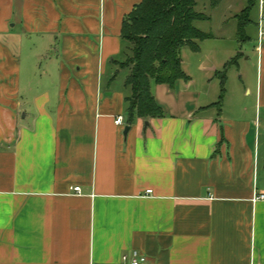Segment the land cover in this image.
Returning a JSON list of instances; mask_svg holds the SVG:
<instances>
[{"label":"crops","instance_id":"crops-1","mask_svg":"<svg viewBox=\"0 0 264 264\" xmlns=\"http://www.w3.org/2000/svg\"><path fill=\"white\" fill-rule=\"evenodd\" d=\"M142 1L0 0V264H119L132 250L147 264H264L261 0L242 36L232 12L248 0H197L232 14L211 29L235 46L227 58H259L220 110L214 92L157 86L164 117L125 136L130 90L111 83Z\"/></svg>","mask_w":264,"mask_h":264},{"label":"trees","instance_id":"trees-1","mask_svg":"<svg viewBox=\"0 0 264 264\" xmlns=\"http://www.w3.org/2000/svg\"><path fill=\"white\" fill-rule=\"evenodd\" d=\"M256 3L257 0H248V7L238 16L241 36L250 23L249 15L255 10ZM196 5L197 0H143L124 17L121 37L128 50L125 59L114 65L116 76L120 71L128 72L125 86L130 95L125 102L129 126L138 119L164 117V110L153 95V84L174 89L178 81H188L183 70L182 49L189 47L193 52H199L198 44L214 37L196 27L197 22L209 20L196 11ZM222 78L220 100L215 105L219 110L225 95V73Z\"/></svg>","mask_w":264,"mask_h":264},{"label":"rangeland","instance_id":"rangeland-1","mask_svg":"<svg viewBox=\"0 0 264 264\" xmlns=\"http://www.w3.org/2000/svg\"><path fill=\"white\" fill-rule=\"evenodd\" d=\"M205 1L207 3L208 0ZM219 2L212 0L213 6ZM226 9L228 8H196L197 12L202 13L209 18V21L197 22L196 27L205 33H211V29L214 31L218 27V24L223 22V18L226 16L228 17L224 20V23L227 24L226 26L233 25L234 20L232 19V14L235 16V13H237L236 18L238 19V16L242 13L232 12L231 14L230 12H225ZM256 13V10H253L249 15L250 25L248 27H251V29L257 16ZM238 21L240 22V20ZM235 22L237 23V21ZM246 28L247 25L245 26L242 35H246ZM251 33L253 32L251 31ZM198 45L200 50L196 53L189 47H184L182 49L181 57L183 70L188 76V81L180 80L176 83L174 89L168 88L170 90L169 94L173 95L174 98L182 100L191 94L190 97L192 96L193 98H196L195 101H197L203 93L208 92V94L211 95L212 92H214V95H216L215 98H206V101L207 103L211 101H216V103H218L221 95L222 76L224 73L227 77L224 88L228 90L236 89L242 85V73L245 74L250 72L251 75L254 74L255 68H253L252 65H255L256 67V64L258 63L259 58L257 53L250 51L248 53L250 60L246 62L243 59L237 60V56H233L231 59L227 58V52L225 51H227L228 47H235L234 45H231V43L225 42L222 44V41L220 40H206L200 42ZM235 61H237V63H235ZM227 65H229V67L226 72ZM127 76V71H120L117 76H114L111 84L114 88L128 91L129 89L125 86ZM108 82H110V80H108ZM157 86L158 85L156 84H153L152 86L156 98L160 103L168 107L169 103H172V97L165 96L161 91L162 89H157ZM189 87H191V89H189Z\"/></svg>","mask_w":264,"mask_h":264},{"label":"built area","instance_id":"built-area-1","mask_svg":"<svg viewBox=\"0 0 264 264\" xmlns=\"http://www.w3.org/2000/svg\"><path fill=\"white\" fill-rule=\"evenodd\" d=\"M264 0L260 1V15H259V20L257 23V31H258V38H257V48L259 53H261L262 47L264 45ZM115 124L117 126H124L125 125V119L122 116H118L115 119ZM74 192L80 193L81 189L80 188H75ZM148 194H151V191L147 192ZM253 202H264V193H256L253 198ZM148 259L145 255H143L141 252L137 250H132L128 254H124L121 258V261L119 264H147Z\"/></svg>","mask_w":264,"mask_h":264},{"label":"water","instance_id":"water-1","mask_svg":"<svg viewBox=\"0 0 264 264\" xmlns=\"http://www.w3.org/2000/svg\"><path fill=\"white\" fill-rule=\"evenodd\" d=\"M130 129H131V127H130L129 125H127V126L125 127V130H124V134H125V136H127V134L129 133Z\"/></svg>","mask_w":264,"mask_h":264}]
</instances>
